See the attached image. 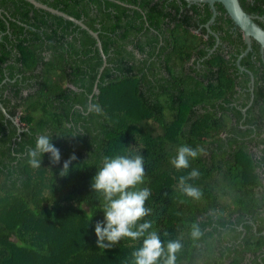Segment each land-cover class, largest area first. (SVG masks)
Returning a JSON list of instances; mask_svg holds the SVG:
<instances>
[{
    "label": "trees",
    "instance_id": "trees-1",
    "mask_svg": "<svg viewBox=\"0 0 264 264\" xmlns=\"http://www.w3.org/2000/svg\"><path fill=\"white\" fill-rule=\"evenodd\" d=\"M37 1L95 31L106 63L96 78L99 52L78 25L25 0H0V105L17 118L0 110V264H131L143 238L105 250L96 244L104 201L91 183L104 157L137 152L146 174L138 187L152 191L144 219L165 244L182 242L176 264H252L248 253L264 261V84L254 77L248 103L245 84L235 83L229 68L245 47L240 33L219 38L233 46L225 56L220 43L208 52L215 40L202 36L204 27L191 31L207 14L193 3L190 13L184 0ZM247 56L240 63L254 73ZM40 134L60 150L59 164L45 153L40 168L29 166ZM181 144L204 154L176 170L169 159ZM192 169L200 175L187 182L199 199L178 187Z\"/></svg>",
    "mask_w": 264,
    "mask_h": 264
},
{
    "label": "clouds",
    "instance_id": "clouds-1",
    "mask_svg": "<svg viewBox=\"0 0 264 264\" xmlns=\"http://www.w3.org/2000/svg\"><path fill=\"white\" fill-rule=\"evenodd\" d=\"M97 114L101 108L92 105ZM50 154L53 164H59L60 150L52 143L47 134L36 137L35 146L28 150V164L34 169L41 167V157ZM204 154L203 148H193L188 144H181L174 157L169 159L170 165L176 170L188 169L190 160H195ZM77 159L73 153L64 161L61 176H66L69 167ZM145 161L139 152L129 155L104 157L102 166L92 179L91 188L102 196L104 207V221L95 224L96 244L102 249H111L125 238L132 241L142 239L141 245L131 253V264H157L163 258V264H176V254L182 249L179 240H168L165 244L156 231H149L152 222L144 218L151 214L146 207L152 191L149 187H138L145 183ZM200 173L192 169L187 176L178 178L179 190L186 196L199 199L201 192L187 181L195 180ZM143 221V222H141ZM200 230L197 225L192 226L191 236L198 238ZM168 236V233H164Z\"/></svg>",
    "mask_w": 264,
    "mask_h": 264
},
{
    "label": "flooded vegetation",
    "instance_id": "flooded-vegetation-1",
    "mask_svg": "<svg viewBox=\"0 0 264 264\" xmlns=\"http://www.w3.org/2000/svg\"><path fill=\"white\" fill-rule=\"evenodd\" d=\"M237 1L241 9L243 10V12H245L251 18V20L254 23H256L262 30H264V0H237ZM177 2L179 1L177 0ZM186 2H187L186 8L188 9L190 13H192V10L190 9V4L193 3L195 4V10L199 11L201 14H203V16L207 14V18L205 19V21L201 24H198L197 28L192 29L191 31L194 33L200 34L201 33L200 28L204 27V32L201 33L202 36L205 38L207 37L214 38L215 40L214 45L211 47V49H209L208 52H211L214 49V47L217 46L219 43L222 45L220 48H222V52L225 53V56H227L228 53L232 51L233 46L227 47L226 44H223L222 42L219 41V38L221 37L233 39L236 36H238V33H240V36L243 40L242 31L232 22L231 18L225 12L220 2H213L212 7L207 2H201L197 0H188ZM252 43H254V46L256 47V51L251 49ZM245 47H246V44H245ZM244 49L235 58L234 63H233L234 66L229 69H230L231 74L235 78L236 84H245L244 89L248 90L250 93L249 100H248V103H249L250 99H252V89L254 85V77L256 76L258 80L259 79L263 80V82L259 81L260 85L264 84V49H260L258 42H256L252 38L250 40L249 50L245 54L241 55ZM246 55H248L247 58L255 70L254 73L249 69V67L246 64L242 65L240 63L241 57H244ZM239 56L240 58L237 61V58ZM257 56H258V60H257ZM197 67L199 68L198 64H197ZM236 88L238 89L237 86ZM245 108L246 106L242 108V112H244ZM260 136L264 137V128L261 131ZM255 154H256V157H258L260 155V151L255 149ZM259 167H260L259 168V178H260L261 184L264 187V165L261 164ZM258 210H259V215L263 217L264 209L259 208ZM262 222H263V219H261L258 222V224L263 226L258 231V234L260 233L264 237V222L263 224ZM255 224L257 223H254L251 220L246 221V225H249V226L253 225L251 226L253 232H255L257 228ZM237 230L240 231L241 235L245 233L244 226L242 225H238ZM263 253H264V250H263ZM246 256H247V259L245 260L247 262L249 263L251 262L252 264H255L254 262H252L255 259L254 256H252L250 253H248ZM257 260L260 261V258H257ZM259 264H264V261H260Z\"/></svg>",
    "mask_w": 264,
    "mask_h": 264
},
{
    "label": "water",
    "instance_id": "water-1",
    "mask_svg": "<svg viewBox=\"0 0 264 264\" xmlns=\"http://www.w3.org/2000/svg\"><path fill=\"white\" fill-rule=\"evenodd\" d=\"M28 3H30L32 6L42 9L44 11H47L51 14L57 15L65 20H68L72 22L73 24L78 25L80 28L87 31V33L94 39L95 46L97 47V50L99 52L100 58H101V65L98 68V74L96 75V78H98L99 73L103 69L106 61L105 56L102 53L100 41L97 37V33L95 31H92L89 29L80 19L74 18L58 9L52 8L44 3H41L37 0H25ZM188 1V0H186ZM201 2H207L211 7L213 2H220L223 6L225 12L229 15L232 22L242 31L243 33V40L246 44V47L243 51V54H245L249 48H250V40L251 38L254 39L256 42H258L260 49H264V30H262L256 23H254L251 18L243 12L241 7L238 4L237 0H197ZM213 9V8H212ZM212 19V18H211ZM210 19V20H211ZM240 55V56H241ZM240 56L237 58V61L239 60ZM96 88V81H94L93 84V90ZM0 110L4 114V116L9 117L13 123H15V120L12 119L8 114L5 112L4 108L0 105Z\"/></svg>",
    "mask_w": 264,
    "mask_h": 264
},
{
    "label": "rangeland",
    "instance_id": "rangeland-1",
    "mask_svg": "<svg viewBox=\"0 0 264 264\" xmlns=\"http://www.w3.org/2000/svg\"><path fill=\"white\" fill-rule=\"evenodd\" d=\"M15 121H17V118L15 117ZM44 192H45V189L43 190L42 189V192H41V194H44ZM46 193V192H45ZM48 195H49V191H48ZM3 202H2V198H1V196H0V205L2 204ZM30 209H31V211H35L34 209H35V207L32 205L31 207H30Z\"/></svg>",
    "mask_w": 264,
    "mask_h": 264
}]
</instances>
